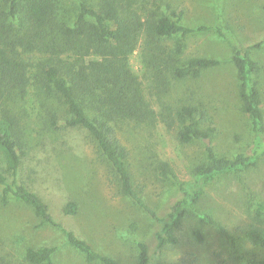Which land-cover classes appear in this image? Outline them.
I'll return each mask as SVG.
<instances>
[{"label":"rangeland","instance_id":"374dc122","mask_svg":"<svg viewBox=\"0 0 264 264\" xmlns=\"http://www.w3.org/2000/svg\"><path fill=\"white\" fill-rule=\"evenodd\" d=\"M80 1L94 3L56 0L59 18L71 22ZM136 8L142 14L145 8H159L191 28L181 40L179 63L191 56L219 61L197 78L170 77L168 87L157 93L145 67L142 38L128 56L131 73L157 114L153 125L120 121L115 126L128 152L135 190L161 217L181 198L180 188L200 190L195 200L186 201L185 216L171 232L177 241L157 249L156 235L168 218L153 220L122 194L92 136L84 128L66 125L61 102L43 99L29 85L17 101L26 143L17 181L42 199L53 222L43 221L23 201H0V264H29L26 249L41 246L52 248L53 264H102L87 260L63 229L121 264H135L136 241L147 243L151 264H260L249 261L251 254L262 252L246 241L243 230L252 223L264 229V153L254 166L219 175L208 184L196 180L194 166L204 156V138L218 155L233 156L251 146V119L243 109L240 81L230 59L235 48L246 51L257 65L252 79L259 91L264 138V0H139ZM175 42L170 38L164 44L172 52ZM183 103L203 110L201 126L211 136L187 144L177 141L175 127L168 125L171 118L164 121L159 114L166 112L164 106L171 113ZM160 163L169 167L167 178L159 175ZM68 201L76 204L73 214L63 212ZM197 212L217 223L199 220ZM197 229L202 239L194 234Z\"/></svg>","mask_w":264,"mask_h":264},{"label":"trees","instance_id":"16d2710c","mask_svg":"<svg viewBox=\"0 0 264 264\" xmlns=\"http://www.w3.org/2000/svg\"><path fill=\"white\" fill-rule=\"evenodd\" d=\"M139 0L80 1L74 19L67 23L57 14L56 0H0V201L9 198L23 201L43 221L53 222L46 204L32 190L17 181V171L25 154V139L17 101L33 85L44 98L61 102L68 126L84 128L96 142L101 154L110 164L122 194L129 197L153 220L163 223L157 233V249L177 241L171 232L185 216V203L195 200L200 190L188 192L180 188L181 198L168 207L166 217L135 190L127 167L128 152L120 143L116 127L120 121L137 125H153L155 110L146 101L140 82L132 75L128 56L139 38L143 42V57L153 89L161 93L168 87L169 78H197L204 69L218 64L211 57L191 56L179 63L182 39L191 28L180 23L159 8L142 14L136 5ZM144 8V4H142ZM176 39L175 48L167 49L164 42ZM241 86L243 109L251 119L253 137L246 152L233 156L218 155L205 143L203 158L194 166L196 180L208 184L219 175L242 171L254 166L264 153V138L260 96L252 79L256 62L246 51L235 48L231 55ZM46 102V101H45ZM159 116L171 118L168 125L175 127L179 143L187 144L211 136L203 130V110L192 103H183L172 109L164 106ZM168 110V111H167ZM161 117V118H162ZM159 175L168 177L169 167L160 163ZM11 175V179H8ZM76 204L68 201L65 214H73ZM197 218L210 224L217 222L207 213L197 212ZM64 230L68 242L81 251L89 261L102 264H121L93 248L71 231ZM165 232V233H164ZM194 234L202 239L197 229ZM232 242L234 238L226 235ZM246 241L261 250L251 254V262L264 264V229L249 224L243 230ZM135 264H151L148 245L136 241ZM52 248L29 247L25 259L29 264H53ZM251 259V260H250Z\"/></svg>","mask_w":264,"mask_h":264},{"label":"water","instance_id":"95a60500","mask_svg":"<svg viewBox=\"0 0 264 264\" xmlns=\"http://www.w3.org/2000/svg\"><path fill=\"white\" fill-rule=\"evenodd\" d=\"M205 142L208 144L207 138H204Z\"/></svg>","mask_w":264,"mask_h":264}]
</instances>
